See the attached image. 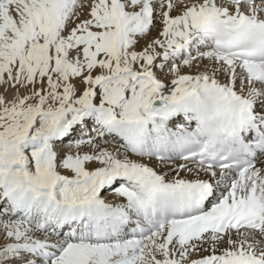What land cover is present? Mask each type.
Segmentation results:
<instances>
[{
	"label": "snow or ice",
	"instance_id": "6c2138e0",
	"mask_svg": "<svg viewBox=\"0 0 264 264\" xmlns=\"http://www.w3.org/2000/svg\"><path fill=\"white\" fill-rule=\"evenodd\" d=\"M0 264H264V0H0Z\"/></svg>",
	"mask_w": 264,
	"mask_h": 264
}]
</instances>
